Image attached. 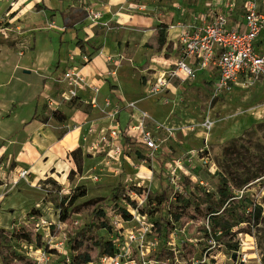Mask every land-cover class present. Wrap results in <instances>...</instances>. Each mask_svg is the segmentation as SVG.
<instances>
[{
	"label": "rangeland",
	"instance_id": "rangeland-1",
	"mask_svg": "<svg viewBox=\"0 0 264 264\" xmlns=\"http://www.w3.org/2000/svg\"><path fill=\"white\" fill-rule=\"evenodd\" d=\"M162 1L166 6L172 3ZM185 1L191 4L194 0ZM162 17L160 20L164 21L165 16ZM110 27L105 26L110 32L120 31L114 25ZM157 31L152 65L141 63L130 67L137 71L146 69L140 74L148 87L144 96L149 100L143 107L158 117L164 115V119H155L137 104L121 110L120 128L129 140L120 141L121 153L115 152L108 138L111 126L97 132L94 119L90 121L86 116L84 121L73 124L77 121L74 115L77 110L90 113L89 108L94 107L92 100L83 102L78 97L62 100L63 89L59 86L58 98L44 96L35 101L40 111L37 117L48 119L59 137L80 131L79 147L66 156L55 155L52 160L56 165L48 166V160L45 161L41 171L26 169L16 175L15 163H0V173L9 171L7 179L0 176V181L8 180L0 192V264H68L71 252L67 242L92 216L90 210L76 213L75 209L87 202H97L110 212L114 205L110 198L120 182L123 194L118 204L122 209L129 208L125 198L137 193L147 197L139 212L147 216L148 222L167 217V208L181 215L175 222V230L148 238L156 240L150 253L146 245L139 249L134 245L133 257L138 264L145 260L147 264H155L157 250L165 251L160 264H264V83L216 94L213 81L200 74L195 81L168 79L167 85L153 94L151 89L159 79L168 78L169 71L175 68L173 62H177L175 44L169 39L165 25L159 23ZM261 37L262 43L264 32ZM24 71L18 73L24 82L40 84L39 71L31 74ZM124 74L131 75L132 71L124 70ZM149 80L152 81L148 83ZM127 83L129 93H135L137 83L130 78ZM179 86L183 91L175 92ZM7 91L0 93L11 95ZM27 96L16 97L26 103L15 107L20 116L31 118L36 103L27 100ZM119 107L122 109L121 104ZM105 108V105L101 108V115L108 118L110 114ZM55 111L66 120L55 119ZM123 112L129 117V121H123L124 125ZM138 118L160 146L154 158L131 136L130 128L132 124L138 125ZM9 131L10 140L20 133L17 128ZM63 162L65 168L60 169L58 165ZM23 171L27 174L21 177ZM222 177L227 178L233 200L240 204L234 214L233 234L217 240L211 232L207 209L219 199ZM162 192L167 193L168 199L160 204ZM80 193L86 195L79 196ZM257 207L261 208L259 218L245 219ZM64 212L70 216L71 224L60 220ZM122 226L126 232L138 228L136 222ZM26 234L32 238L31 243L20 238ZM93 234L113 238L103 229ZM97 255L96 251L93 258Z\"/></svg>",
	"mask_w": 264,
	"mask_h": 264
},
{
	"label": "crops",
	"instance_id": "crops-1",
	"mask_svg": "<svg viewBox=\"0 0 264 264\" xmlns=\"http://www.w3.org/2000/svg\"><path fill=\"white\" fill-rule=\"evenodd\" d=\"M13 1L16 3L11 7ZM227 1L194 0L189 4L185 0H172L171 5L166 6L162 0H0V90L11 92L7 96L0 93V163H15L16 175L26 169L30 172L41 171L45 161L48 160V166L56 165L52 160L55 155L66 156L79 147L80 131H70L59 137L49 120L44 123L37 117L40 112L38 99L40 101V97L44 96L58 98L62 93L59 86L65 90L59 80L69 68L78 69L87 80L88 86L78 90V98L83 102L92 100L94 106L93 109L89 108L90 113L77 110L74 114L77 121L73 124L84 121L86 116L90 121L94 119L97 132L115 124L120 127V115L115 120L101 115V108L107 100L111 103L110 108H105L107 113L119 104L122 106L120 109L124 110L135 103L155 119L163 120L164 115L158 117L143 107L149 100L144 96L148 87L143 84L145 80L140 79V74H144L146 69L137 71L130 66L141 63L152 65L159 23L165 25L169 39L174 42L178 60L177 25L183 21L190 22L197 15L211 19L218 12H226ZM234 1L236 8L231 13L229 28L244 31L243 5L246 0ZM259 3L264 14V0H259ZM89 8L101 13V19L93 21L88 15ZM162 16H165L164 21L160 20ZM106 25H114L120 31L110 32ZM262 33L257 41L258 50L264 48V42H260ZM79 41L84 49L78 46ZM91 54L92 59H89ZM156 60L159 61L158 58ZM173 61L170 60L171 63ZM192 64L195 65V61ZM20 70H25V74L39 71L40 84L24 82L18 76ZM124 70H130L132 74H124ZM200 74L216 82L215 68L198 69L194 81ZM129 78L137 83L135 93H129L125 86L129 84ZM94 87L98 88V92L93 91ZM180 87L175 88V92H182L184 88ZM22 95H28L27 100L37 101L31 118L20 116L15 107L16 104L26 103L16 98ZM123 121H129L124 112L121 116V124L124 125ZM16 128L20 133L10 140L9 130ZM64 164L58 167L63 169ZM8 174L9 171L5 170L0 176L7 179ZM7 181H0V192Z\"/></svg>",
	"mask_w": 264,
	"mask_h": 264
},
{
	"label": "built area",
	"instance_id": "built-area-1",
	"mask_svg": "<svg viewBox=\"0 0 264 264\" xmlns=\"http://www.w3.org/2000/svg\"><path fill=\"white\" fill-rule=\"evenodd\" d=\"M13 1L10 6H15ZM226 12H218L211 19L197 15L192 21H183L177 25L178 32L176 40L179 48V58L175 63V68L170 70L168 78L165 76L151 89L153 94L159 93L166 85L168 79L180 78L183 81L194 80L198 69H208L213 67L217 71V79L214 83L216 94L233 91L235 87H251L257 83L264 82V48L257 49V41L264 29V14L261 11L259 0H246L243 5L245 17V30L239 31L229 28V19L232 11L236 8L234 0L227 1ZM88 15L93 20H99L102 14L88 9ZM172 28H175L174 26ZM195 61V65L192 64ZM196 66L198 68H196ZM65 87L62 92V100L70 101L78 97V90L88 86L85 76L75 68L66 70L59 80ZM98 92V88L93 89ZM134 105V104H130ZM105 106L111 107L109 100ZM120 107L111 108L109 117L115 120L120 114ZM146 114H142L145 118ZM138 125L132 124L130 133L137 143L144 145L150 151V156L154 158L159 152L160 146L154 140L151 132L143 128V120L137 119ZM108 138L116 153L122 152L119 145L124 140V134L120 127L115 124L109 129ZM27 171H23L20 176H26ZM130 197V196H129ZM137 208L129 206L132 219L125 221L121 215L111 213V224L120 227L124 237L123 245L117 244L118 251L114 255L97 256L88 264H138L133 257V247L137 249L147 246V252L152 251L156 246L155 241H149L152 233V223L148 222L146 215H141L139 207L147 197L138 196L137 193L131 195ZM136 222L138 228L124 231L122 224ZM143 257V255L141 254ZM151 262V261H150ZM158 262L155 260L154 262ZM140 264H147L146 260Z\"/></svg>",
	"mask_w": 264,
	"mask_h": 264
},
{
	"label": "trees",
	"instance_id": "trees-1",
	"mask_svg": "<svg viewBox=\"0 0 264 264\" xmlns=\"http://www.w3.org/2000/svg\"><path fill=\"white\" fill-rule=\"evenodd\" d=\"M77 44L81 47V49H84L81 41H79ZM93 54L89 55L88 58L92 59ZM53 115L58 121L66 120V117L60 112L55 111ZM46 121H48V119H45L44 123ZM123 134L125 142H129L128 138L126 137V132H123ZM219 186V199L217 203L207 209V215L210 217L211 232L214 233L217 240L233 234V228L235 226L233 223V219L235 217L234 214L237 212V206L240 204V201L233 200L234 195L229 191L227 178L222 177ZM122 194L123 185L120 182L113 189L110 200L114 203V205L110 212L107 211V209H105L103 206L98 205L97 202H87L82 205L81 208L75 209L76 213H80L84 209L90 210L92 216L90 222L86 226L78 230L72 237L69 238L67 245L71 252V258L68 264H88L93 261V253L96 251L98 254L97 256L114 255L118 251L117 244L123 245L124 237L122 235V229L120 227H114L110 221L111 213H115V208L117 210L115 214L121 215L125 221L132 219V215L127 208L122 209L119 207L118 201ZM85 195L86 193H80L79 196ZM167 199V193L162 192V195L159 197L160 204L165 203ZM125 200H127L128 206L137 208L136 203L130 197H126ZM186 206L188 205H184L185 208ZM166 210L167 217H161L159 220L151 221L153 225L151 235H155L157 237L160 236L164 231L166 233H170L175 230V222L180 220L181 215L176 212L172 213L171 209L167 208ZM260 210V207L254 208L251 212L247 213V217L245 219H248L249 221L254 220L255 218L258 219L260 216ZM60 220L65 224L72 223L70 216L65 212L61 215ZM243 222L245 221H240V223ZM100 229L107 231V233L110 234V237L113 236V238L111 237L104 239L93 234L94 231H98ZM20 238L27 242H32V238L28 234L23 235ZM227 246L232 248L231 245ZM164 252L165 251L162 250L156 251L155 255L157 262L161 261Z\"/></svg>",
	"mask_w": 264,
	"mask_h": 264
},
{
	"label": "bare ground",
	"instance_id": "bare-ground-1",
	"mask_svg": "<svg viewBox=\"0 0 264 264\" xmlns=\"http://www.w3.org/2000/svg\"><path fill=\"white\" fill-rule=\"evenodd\" d=\"M131 104H134L135 105V103H131Z\"/></svg>",
	"mask_w": 264,
	"mask_h": 264
}]
</instances>
